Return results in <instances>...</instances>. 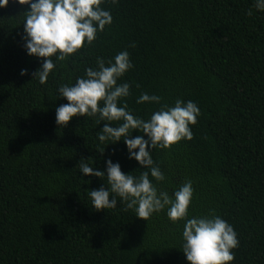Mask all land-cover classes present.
<instances>
[{
  "label": "trees",
  "instance_id": "16d2710c",
  "mask_svg": "<svg viewBox=\"0 0 264 264\" xmlns=\"http://www.w3.org/2000/svg\"><path fill=\"white\" fill-rule=\"evenodd\" d=\"M254 3L105 0L111 25L56 61L45 84L32 75L43 58L27 55L21 40L28 5L0 8V264H188L184 221L171 222L166 209L144 221L118 196L115 209L92 208L88 190L109 186L80 173L81 158L102 171L109 157L133 176L148 170L128 159L123 141H98L106 121L55 122V108L67 103L58 87L124 50L133 67L118 83L130 85L121 102L134 116L148 119L160 107L137 104L144 92L200 109L191 140L152 149L165 175L153 183L171 195L191 180L189 217L214 210L237 233L230 264H264V11Z\"/></svg>",
  "mask_w": 264,
  "mask_h": 264
},
{
  "label": "clouds",
  "instance_id": "9594fccd",
  "mask_svg": "<svg viewBox=\"0 0 264 264\" xmlns=\"http://www.w3.org/2000/svg\"><path fill=\"white\" fill-rule=\"evenodd\" d=\"M8 2L0 0V8ZM14 2L28 5L21 40L27 55L38 60L43 58L40 67L32 73L33 79L38 78L40 84L47 82L56 61L66 60L85 44L92 45L97 34L111 25L113 19L110 11L101 7L105 0ZM111 2L115 4L118 0ZM254 6L257 11H264V0H255ZM132 67L127 50L118 52L107 61L97 57L96 66L85 68L83 77H77L72 85L63 84L57 89L58 96L67 101L55 108L57 125L63 127L73 117L85 116L97 117L98 124L106 121L96 134L98 141H111L106 146L123 141L128 159L134 160L140 168L148 169L137 177L122 172L119 162H113L111 157L104 159L103 171L81 158L79 172L84 176L106 178L109 186L102 184L97 189L88 190L92 208L97 211L115 209L118 196L125 203L126 210H133L136 217L144 221L166 209L171 222L184 221L182 252L188 264H230L235 258L233 250L239 244L237 233L214 210L206 215L189 217L193 182L185 181L171 195L153 183V180L164 181L165 175L154 163L152 149H168L181 140H191L190 126L196 124L200 109L191 100L176 99L174 106L162 104L160 96L144 92L136 99L137 104L155 103L160 107L148 119L134 116L128 104L121 102L130 95V85L118 83ZM19 74L27 75L28 70L21 69ZM113 122H119L118 126H112ZM134 130L140 134L133 137Z\"/></svg>",
  "mask_w": 264,
  "mask_h": 264
}]
</instances>
